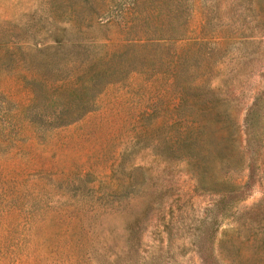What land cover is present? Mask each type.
I'll use <instances>...</instances> for the list:
<instances>
[{
	"label": "rangeland",
	"instance_id": "obj_1",
	"mask_svg": "<svg viewBox=\"0 0 264 264\" xmlns=\"http://www.w3.org/2000/svg\"><path fill=\"white\" fill-rule=\"evenodd\" d=\"M0 264H264V0H0Z\"/></svg>",
	"mask_w": 264,
	"mask_h": 264
}]
</instances>
